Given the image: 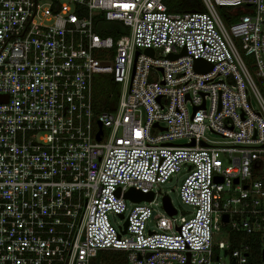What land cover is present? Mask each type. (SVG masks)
I'll return each instance as SVG.
<instances>
[{
	"label": "built area",
	"instance_id": "2783aa9c",
	"mask_svg": "<svg viewBox=\"0 0 264 264\" xmlns=\"http://www.w3.org/2000/svg\"><path fill=\"white\" fill-rule=\"evenodd\" d=\"M199 1L0 0V264H264V0ZM181 168L190 209L154 215Z\"/></svg>",
	"mask_w": 264,
	"mask_h": 264
},
{
	"label": "trees",
	"instance_id": "16d2710c",
	"mask_svg": "<svg viewBox=\"0 0 264 264\" xmlns=\"http://www.w3.org/2000/svg\"><path fill=\"white\" fill-rule=\"evenodd\" d=\"M167 8L171 12H181L190 10H203L199 0H165ZM99 32L103 35L111 34L117 36L111 28L105 27V22H98ZM112 92V95L110 93ZM118 98L117 86L111 81L108 75H100L99 81L95 86L94 99L96 111L112 109ZM101 256L105 263L101 264H125L124 252L116 250H100L96 257ZM95 257V258H96ZM93 260L91 264H99L98 259ZM100 261V260H99Z\"/></svg>",
	"mask_w": 264,
	"mask_h": 264
},
{
	"label": "rangeland",
	"instance_id": "374dc122",
	"mask_svg": "<svg viewBox=\"0 0 264 264\" xmlns=\"http://www.w3.org/2000/svg\"><path fill=\"white\" fill-rule=\"evenodd\" d=\"M109 23H113V22H109ZM96 76H97L96 78L99 79V75H96ZM253 104H254V101H253ZM206 137L209 140L221 139L219 135H217L215 133H211L209 131L206 132ZM172 142L182 143V142H186V139L185 138H177V139H174ZM216 156L218 159L221 160L223 165L231 163L230 157L226 153L217 151ZM184 176H185V172H184L183 168H181L180 171L173 174L170 179H168L166 182L160 184L159 187L155 188V190H159L160 193H158L156 198H155L156 203L151 204L154 215L166 214V212L162 206V202H161L162 201V194H167L170 197L171 203L177 209L178 214H180L182 211L190 209L189 206H187L181 202V200L178 196V190H179L180 184H181ZM127 205L130 206V203L127 202ZM108 217H109L110 222H112V224H114V225L122 224L124 222V219H121L119 216H116L112 213H109ZM153 218H154V216H152V218L149 219L146 223V225L149 228H153V224H154ZM97 259H98L99 264L105 263V259H103L101 256H98L95 258V260H97Z\"/></svg>",
	"mask_w": 264,
	"mask_h": 264
},
{
	"label": "water",
	"instance_id": "95a60500",
	"mask_svg": "<svg viewBox=\"0 0 264 264\" xmlns=\"http://www.w3.org/2000/svg\"><path fill=\"white\" fill-rule=\"evenodd\" d=\"M144 53L148 54V55H152L153 54V49L152 48H145ZM182 54L185 53L184 50H182L181 52ZM177 55L174 54H169L168 57L169 58H175ZM193 68L195 71L198 72H207L209 70H211L212 68V64L205 61V60H201V59H194L193 60ZM100 125V123H99ZM97 139H99L98 135H97ZM193 144V141L190 143ZM201 145H206L204 142H201ZM236 182V179H235ZM118 192V191H117ZM125 198H130L133 201H141V200H151L153 197V193L149 192V193H142L140 190H137L133 187L129 188L123 195ZM162 203H163V207L164 209L170 213L173 214L175 212L174 208L172 207L171 201H170V197L168 195H164L162 198ZM122 216V214L120 215ZM223 220L226 221V215L223 217ZM126 228V222L123 225V230L122 232H125ZM263 258H264V252H263ZM188 264V263H185Z\"/></svg>",
	"mask_w": 264,
	"mask_h": 264
}]
</instances>
